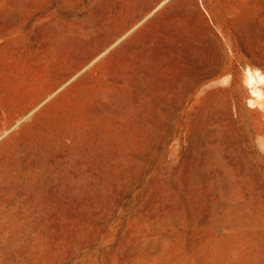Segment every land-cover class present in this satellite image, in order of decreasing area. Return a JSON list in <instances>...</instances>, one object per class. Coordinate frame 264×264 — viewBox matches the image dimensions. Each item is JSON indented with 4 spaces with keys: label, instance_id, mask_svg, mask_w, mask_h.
Returning <instances> with one entry per match:
<instances>
[{
    "label": "rangeland",
    "instance_id": "1",
    "mask_svg": "<svg viewBox=\"0 0 264 264\" xmlns=\"http://www.w3.org/2000/svg\"><path fill=\"white\" fill-rule=\"evenodd\" d=\"M249 69L264 0H0V264H264Z\"/></svg>",
    "mask_w": 264,
    "mask_h": 264
},
{
    "label": "bare ground",
    "instance_id": "2",
    "mask_svg": "<svg viewBox=\"0 0 264 264\" xmlns=\"http://www.w3.org/2000/svg\"><path fill=\"white\" fill-rule=\"evenodd\" d=\"M246 80L247 83L252 86L254 99L257 102H262L264 100V91L262 88V85H264V74L257 69H249Z\"/></svg>",
    "mask_w": 264,
    "mask_h": 264
}]
</instances>
